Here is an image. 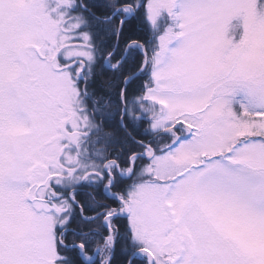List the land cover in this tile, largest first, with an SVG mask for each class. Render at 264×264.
Returning <instances> with one entry per match:
<instances>
[{
  "label": "snow or ice",
  "instance_id": "1",
  "mask_svg": "<svg viewBox=\"0 0 264 264\" xmlns=\"http://www.w3.org/2000/svg\"><path fill=\"white\" fill-rule=\"evenodd\" d=\"M0 264H264V0H0Z\"/></svg>",
  "mask_w": 264,
  "mask_h": 264
}]
</instances>
